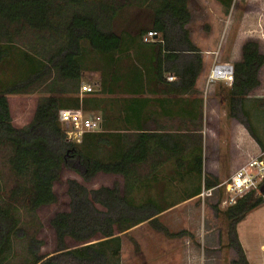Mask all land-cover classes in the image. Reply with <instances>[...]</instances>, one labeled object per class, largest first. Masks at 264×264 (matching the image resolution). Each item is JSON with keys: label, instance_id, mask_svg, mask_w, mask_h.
Masks as SVG:
<instances>
[{"label": "trees", "instance_id": "16d2710c", "mask_svg": "<svg viewBox=\"0 0 264 264\" xmlns=\"http://www.w3.org/2000/svg\"><path fill=\"white\" fill-rule=\"evenodd\" d=\"M217 1L229 12L235 0ZM189 2L0 0V146L10 149L8 163L18 178L0 204V264L7 260L15 239L29 237L21 227L19 204L33 212L57 203L53 186L63 169L86 181L99 173L118 174L124 177V187L89 190L70 180L71 209L58 213L51 222L62 252L40 257L37 250L41 242L31 238L32 264H121L122 240L118 233L146 221L169 237L186 235L172 233L160 223L159 215L170 208L160 197L148 194L137 200L135 192L146 179L140 177V167L151 164L154 171L171 159L176 160L177 170L201 176L206 173L205 188L220 183L204 168V113L196 88L204 60L187 28L192 18ZM128 6H138L149 24L133 22V32L116 30V22ZM150 31L157 33L159 41L144 42ZM143 47L145 51H141ZM91 51L98 52L112 68L97 89L109 93L117 89L133 95L124 99L121 107L118 104V111L111 101L109 109L103 108L100 96L79 95ZM263 66L259 43L245 42L242 58L234 65L231 110L241 104L246 112L245 98L261 85ZM168 74L175 80L168 81ZM37 91L45 95L37 101L32 122L27 127L15 126L8 94ZM149 94L166 97L139 98ZM157 107L169 119L173 112L178 126L170 129L157 125ZM79 108L105 112L103 130L86 133L81 141H68L60 111ZM261 147L264 151L263 144ZM202 190L196 187L182 201L200 195ZM263 196L264 183L260 196L252 192L226 209L230 233L250 211L263 204ZM96 235H101L100 241L89 243ZM66 237L79 246L68 249ZM235 244L239 258L232 264H249L241 245Z\"/></svg>", "mask_w": 264, "mask_h": 264}, {"label": "rangeland", "instance_id": "374dc122", "mask_svg": "<svg viewBox=\"0 0 264 264\" xmlns=\"http://www.w3.org/2000/svg\"><path fill=\"white\" fill-rule=\"evenodd\" d=\"M212 5H218V2L216 0L189 2V9L194 15L188 28L190 38L192 33L198 42L194 44L200 49L203 60H208L206 53H211L212 62L233 61L232 64L235 65L242 58L239 57V49L236 47H241L242 50L245 42L249 40L257 41L260 52L264 55V0H235L229 12H226L223 6L221 11L215 10ZM133 22H140L145 26L149 24V19L138 6H128L116 22L115 28L133 32ZM217 28L220 31V41L211 45L209 43L211 31L212 29L216 31ZM87 61L88 67L84 72L81 86L89 84L95 89L91 93L80 91V97L100 96L103 98V108L107 109L111 101L117 110L118 104L129 98V95L117 89L112 93L97 89L98 83L108 77L111 65L95 51L89 53ZM125 64L126 61L123 65ZM207 65L209 67L208 62ZM204 71L203 69L202 72ZM230 90L231 87L224 82L217 84L215 88L213 84L209 86L206 84L204 91L199 95L202 98L205 133L212 139L209 141L206 138V150L208 153L214 151L219 155L214 165L219 173V182L245 164L248 157L241 151L242 147L260 153L261 144L264 145V84L245 98L243 109L248 116L243 112L241 104H237L234 111L231 110ZM44 95L45 93L41 91L8 94L15 126L27 127L32 122L37 101ZM82 111L100 122L104 121L103 111ZM165 126L169 127L170 124L167 123ZM237 142H241L242 147L237 144V150H233ZM9 150L0 146V204L18 182L8 163ZM150 165H144L138 170L142 180L146 179L140 183L135 197L137 200L147 197L148 194L160 197L164 205L170 206L159 215L160 223L172 233L185 232L186 235L169 237L148 221L118 233L122 240L121 264H232L233 260L239 258L238 246L235 243L241 245L249 264H264V202L250 211L236 224L235 231L230 233L231 225L225 216L227 208L221 206V200L224 198L222 191L204 200L196 196L182 201L196 187L201 186L203 189L208 178L206 173L201 176L177 170L175 159L165 160L154 171ZM73 179L89 190L101 187L123 189L125 183L124 177L118 174L99 173L86 181L71 170L63 169L59 181L53 186L57 203L42 206L33 212L25 208L24 204H19L21 227L26 230L29 237L14 240V247L4 264H32L33 257L29 250L31 238L41 242L37 250L40 257H50L62 252L59 251L61 243L51 222L58 213L70 211L72 201L68 194V183ZM97 207L105 211L104 207L99 205ZM100 237L101 235H96L88 241L94 243L100 241ZM64 244L68 249L79 246V243L70 237L64 239Z\"/></svg>", "mask_w": 264, "mask_h": 264}, {"label": "built area", "instance_id": "2783aa9c", "mask_svg": "<svg viewBox=\"0 0 264 264\" xmlns=\"http://www.w3.org/2000/svg\"><path fill=\"white\" fill-rule=\"evenodd\" d=\"M158 37L156 32H148L144 36L145 42H151ZM234 65L229 62L216 61L207 76V86L217 82H224L232 86L234 81ZM169 81L175 80L173 75H168ZM94 87L89 84L81 86L82 93H91ZM60 121L68 131V141H81L86 133L99 132L102 129L101 122L84 114L82 110L63 109L60 111ZM264 183V151L250 157L245 164L240 166L233 174L212 188H203L198 197L205 199L222 191L224 198L221 200L222 207H232L237 202L255 192L261 195V185Z\"/></svg>", "mask_w": 264, "mask_h": 264}, {"label": "crops", "instance_id": "0c3cea01", "mask_svg": "<svg viewBox=\"0 0 264 264\" xmlns=\"http://www.w3.org/2000/svg\"><path fill=\"white\" fill-rule=\"evenodd\" d=\"M206 1V0H205ZM217 1V0H216ZM218 2V1H217ZM221 6H222V4L220 3V2H218V5H216V6H213L212 5V8H214L215 10H218V9H220V10H218V11H221ZM190 11H191V9H190ZM191 16H192V19H193V17H194V15H193V13L191 12ZM217 21V20H216ZM220 25V24H219ZM222 26V25H221ZM190 27V24L189 25H187V28H189ZM213 31H211V34H210V38H209V43H211V45H213L214 43L216 44L217 42H219L220 41V31L218 30V28L216 29V31L214 30V29H212ZM159 36L155 39V40H153V41H151V42H157V41H159ZM191 40H192V42L193 43H198L197 42V40L196 39H194V37H193V34L191 33ZM145 42V41H144ZM236 49L238 50L239 49V57H241L242 56V50H241V47H236ZM133 51V50H132ZM138 51H140V50H138ZM141 51H145V48L143 47V48H141ZM237 53H238V51H237ZM211 53H206V58H208V60L207 59H205L204 60V73L202 72L201 74H200V76H199V78H198V80H197V83H196V88H197V90L199 91V92H202V91H204V89H205V87H206V84H207V76H208V73H209V70L211 69V67L213 66V64L216 62H212V58H211ZM207 62H208V64H209V67H208V65H207ZM222 62H229V63H232L233 61H222ZM211 65V66H210ZM207 66V67H206ZM206 68H208L209 70L207 71V69ZM264 68V67H263ZM262 74H263V72H262V70H261V72H260V80H261V85L258 87V88H260L261 86H263V84H264V80H263V78L264 77H262ZM168 75H170V74H168ZM172 75V74H171ZM168 80V79H167ZM169 81V80H168ZM174 81V80H173ZM221 82H217V83H214L213 84V87L215 88L216 87V85L217 84H220ZM226 84V83H225ZM229 86V85H228ZM230 87V86H229ZM257 88V89H258ZM126 97H128V96H126ZM133 97V95H129V98H132ZM144 97H156V98H163V97H166V95H162V94H159V95H152V94H149V95H141V96H139V98H144ZM222 104H224V100L222 101ZM158 109H156V111H157V113L155 114V120H156V123H157V125H159V124H163V123H165V122H167V123H169L170 124V127H168V128H170V129H173V128H175V126H178V120H174V113L172 112L171 113V119H169V117H167V115H164V114H162L161 113V111H160V109H159V107H157ZM167 123H165V125L167 124ZM163 126V125H162ZM241 131L242 132H244V129L243 128H241ZM202 133H203V135H204V138H205V150H204V156H205V158H207V160L205 161V171L206 172H209V173H212V174H214L215 176H217V177H219V173H218V171H217V168H216V166L214 167V165L216 164V161L218 160V157H219V155H218V153H216V152H214V151H210L209 153H208V150H206V138H208L207 136H206V133H205V127H204V125H203V130H202ZM209 139V141H212V139H210V138H208ZM239 141H240V137H239ZM237 144H239L238 146H240V147H242L241 145V142L239 143V142H237L236 144H235V148L233 149V150H237L236 149V146H237ZM241 144V145H240ZM217 150H219L218 148H217ZM247 157H248V159L250 158V157H252V156H256V155H258V153L259 152H255V151H252L251 149H249V148H244V147H242V150H241ZM242 153V154H243ZM247 159V160H248ZM246 160V161H247ZM196 197V196H195ZM194 198V197H193Z\"/></svg>", "mask_w": 264, "mask_h": 264}]
</instances>
